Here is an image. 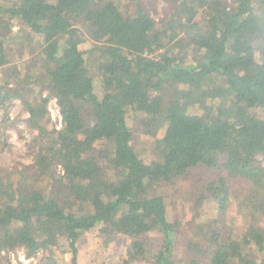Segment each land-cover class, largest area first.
Returning <instances> with one entry per match:
<instances>
[{"label":"trees","instance_id":"16d2710c","mask_svg":"<svg viewBox=\"0 0 264 264\" xmlns=\"http://www.w3.org/2000/svg\"><path fill=\"white\" fill-rule=\"evenodd\" d=\"M167 1L173 17L160 26L135 0L127 9L115 0L0 5V70L7 73L0 102L20 99L38 133L30 176L0 170V251L23 248L32 257L64 239L75 264L77 241L99 227L104 236L133 239L127 264H176L178 224L152 192L191 169L221 166L229 178L248 182L238 206L246 229L223 237L216 222L199 227L204 243L189 249L205 252L209 264H264V0ZM15 23L38 44L32 70L9 66ZM50 99L60 129L42 125ZM130 114L154 139L148 162L134 148ZM207 194L226 212L224 179L210 183ZM151 233L161 237L156 250L145 242Z\"/></svg>","mask_w":264,"mask_h":264},{"label":"rangeland","instance_id":"374dc122","mask_svg":"<svg viewBox=\"0 0 264 264\" xmlns=\"http://www.w3.org/2000/svg\"><path fill=\"white\" fill-rule=\"evenodd\" d=\"M11 0H0V5L8 6ZM122 9L130 7V0H115ZM141 8L160 26L165 19L173 17L174 5L167 0H135ZM21 26L14 24L10 42V63L9 66H17L23 71L34 69L35 62L32 58L38 51L36 40L29 42L26 34L19 33ZM22 37L23 42L17 38ZM83 50L91 48L89 42L81 45ZM187 54V55H186ZM184 60L189 61L191 49H185ZM87 67L92 68L96 55H87ZM7 73L0 70V83L5 81ZM95 89L98 95L101 94V84L95 81ZM45 96V93L43 94ZM47 124L49 129L61 128V117L57 102L50 99L47 105ZM87 121L91 122L89 110L85 113ZM28 114L18 98L6 99L0 102V170L11 174L16 179L31 175L34 168L35 149L33 140L37 137V131L30 129L27 123ZM128 125L133 132V145L141 159L148 162L153 155V138L142 134L138 117L130 114L127 117ZM163 131L158 134L161 137ZM259 164L264 166V156L258 157ZM56 175H61L59 166L54 169ZM224 179L230 195L229 206L224 213L217 210L216 205L207 194V186L219 179ZM248 182L238 178H229L227 172L221 167L206 168L197 167L189 170L183 177L173 184L156 187L152 194L159 195L164 199L166 205V217L170 223L178 224L175 234V245L173 259L176 264H188L195 259L199 264H209V257L205 252L191 251L192 243L204 241L198 233V228L204 231L209 229L212 223L216 222L217 228L223 237L231 234L237 237L243 234L247 223L245 218L238 214V206L248 193ZM132 238L123 236H104L97 227L89 233L82 235L76 244L75 264H127L126 253L130 249ZM148 249L159 248L161 237L151 233L145 239ZM259 254L260 257H264ZM30 258L27 264H73L72 253L68 243L60 239L57 246L51 250L39 251L32 257H27L23 248L13 251H0V264H25L19 259L22 256ZM32 260V261H31ZM130 264H147L146 262H135Z\"/></svg>","mask_w":264,"mask_h":264},{"label":"built area","instance_id":"2783aa9c","mask_svg":"<svg viewBox=\"0 0 264 264\" xmlns=\"http://www.w3.org/2000/svg\"><path fill=\"white\" fill-rule=\"evenodd\" d=\"M19 260L22 261V262H24L25 264H27V263L30 262V258H26L24 255Z\"/></svg>","mask_w":264,"mask_h":264}]
</instances>
